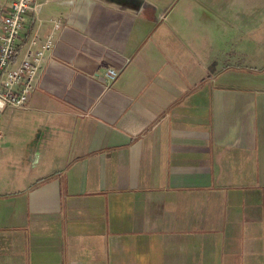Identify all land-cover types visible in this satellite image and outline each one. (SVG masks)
<instances>
[{"label": "crops", "instance_id": "obj_1", "mask_svg": "<svg viewBox=\"0 0 264 264\" xmlns=\"http://www.w3.org/2000/svg\"><path fill=\"white\" fill-rule=\"evenodd\" d=\"M38 1L0 264H264V0Z\"/></svg>", "mask_w": 264, "mask_h": 264}, {"label": "built area", "instance_id": "obj_2", "mask_svg": "<svg viewBox=\"0 0 264 264\" xmlns=\"http://www.w3.org/2000/svg\"><path fill=\"white\" fill-rule=\"evenodd\" d=\"M41 5L38 0H9L6 6H0V113L7 108L28 107L45 53L51 47L50 36L41 37L37 32L23 35L26 16L38 20ZM52 23L57 28V22ZM116 77L117 71L112 68L102 74L106 85Z\"/></svg>", "mask_w": 264, "mask_h": 264}, {"label": "rangeland", "instance_id": "obj_3", "mask_svg": "<svg viewBox=\"0 0 264 264\" xmlns=\"http://www.w3.org/2000/svg\"><path fill=\"white\" fill-rule=\"evenodd\" d=\"M0 173H1V171H0Z\"/></svg>", "mask_w": 264, "mask_h": 264}]
</instances>
